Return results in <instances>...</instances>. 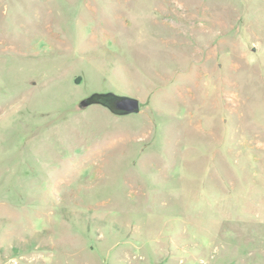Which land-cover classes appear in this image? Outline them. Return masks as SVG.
<instances>
[{
  "label": "rangeland",
  "instance_id": "obj_1",
  "mask_svg": "<svg viewBox=\"0 0 264 264\" xmlns=\"http://www.w3.org/2000/svg\"><path fill=\"white\" fill-rule=\"evenodd\" d=\"M0 264H264V0H0Z\"/></svg>",
  "mask_w": 264,
  "mask_h": 264
},
{
  "label": "water",
  "instance_id": "obj_2",
  "mask_svg": "<svg viewBox=\"0 0 264 264\" xmlns=\"http://www.w3.org/2000/svg\"><path fill=\"white\" fill-rule=\"evenodd\" d=\"M101 96L106 97V99H104L101 104L108 108L114 114L128 115L137 113L139 111V102L135 98L127 96H116L113 94H104ZM83 105L86 106V103H84Z\"/></svg>",
  "mask_w": 264,
  "mask_h": 264
},
{
  "label": "trees",
  "instance_id": "obj_3",
  "mask_svg": "<svg viewBox=\"0 0 264 264\" xmlns=\"http://www.w3.org/2000/svg\"><path fill=\"white\" fill-rule=\"evenodd\" d=\"M96 97H99V98L96 99L97 102H95V103H99V104H101V103L103 102V100L106 99V97L101 96V95L95 96V98H96Z\"/></svg>",
  "mask_w": 264,
  "mask_h": 264
}]
</instances>
